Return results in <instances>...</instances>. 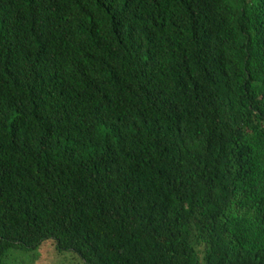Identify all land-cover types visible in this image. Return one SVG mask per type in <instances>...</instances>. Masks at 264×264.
Returning <instances> with one entry per match:
<instances>
[{"label":"trees","instance_id":"1","mask_svg":"<svg viewBox=\"0 0 264 264\" xmlns=\"http://www.w3.org/2000/svg\"><path fill=\"white\" fill-rule=\"evenodd\" d=\"M264 264V0H0V264Z\"/></svg>","mask_w":264,"mask_h":264},{"label":"rangeland","instance_id":"2","mask_svg":"<svg viewBox=\"0 0 264 264\" xmlns=\"http://www.w3.org/2000/svg\"><path fill=\"white\" fill-rule=\"evenodd\" d=\"M7 264H85L74 252H61L53 239L34 250L13 249Z\"/></svg>","mask_w":264,"mask_h":264}]
</instances>
